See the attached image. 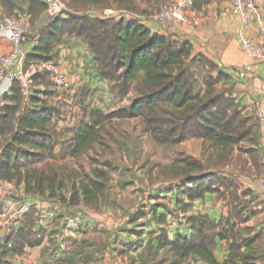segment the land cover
<instances>
[{
    "label": "trees",
    "instance_id": "obj_1",
    "mask_svg": "<svg viewBox=\"0 0 264 264\" xmlns=\"http://www.w3.org/2000/svg\"><path fill=\"white\" fill-rule=\"evenodd\" d=\"M62 1L74 13L89 8L104 10L111 7L138 11L136 0ZM0 7L7 15H27L32 24L44 10L40 2L32 0H0ZM69 37H75L85 45L97 65L100 78L111 83V95L115 99L129 98L130 101L126 107L108 116L92 111L88 113V122L84 116L73 127L64 128L68 129L69 138L66 146H61L58 158L76 157L87 152L97 139L102 118L111 117L141 119L145 132L160 145L173 146L200 139L223 146L252 138L257 143V132L253 131L257 122L254 117H245L240 112L238 103L231 96L233 85L229 76L205 57H193L192 46L188 42L178 41L170 34L160 35L131 21L97 20L72 14L65 19L49 20L39 28L38 43L27 54L25 67L31 63L55 60L54 48ZM192 66L206 75L197 89ZM42 74L48 76L39 73L33 77L36 88L40 85L46 88L47 84L39 80ZM222 81L228 82L226 85L231 84L230 90L216 89ZM11 92V97H6L11 105L0 111V179L6 183L22 184L26 194L44 196V192H48V198L58 196V202L67 207L95 204L106 191V174L85 175L73 181L65 192L56 174L48 175L36 168L49 154H53L56 137L63 129H59V123L69 119L42 100L39 95L45 96L43 90L35 91L29 108H23L22 112L16 83L12 84ZM78 93L84 104L89 91L80 89L73 94L75 100ZM82 112L87 113L83 105ZM254 158L258 161L257 156ZM173 166L176 173L184 178L182 183L191 185L187 192L190 201L202 198L212 190L210 185L218 181L202 175L191 177L190 174L201 173L205 168L191 156L180 155ZM34 213L31 211L26 215L21 226L6 239L0 249V264H5L6 258L23 254L26 248L38 247L42 243L44 231L41 228L35 230ZM234 215L240 222L239 215ZM187 224L188 236L178 234L176 240L168 241L165 230H161L158 236V248L169 255L168 264H183L190 257L206 264H216L213 251L218 240L231 241L223 264H257L253 241L240 237L241 231H235V225L229 221L216 223L198 215L189 217Z\"/></svg>",
    "mask_w": 264,
    "mask_h": 264
},
{
    "label": "crops",
    "instance_id": "obj_2",
    "mask_svg": "<svg viewBox=\"0 0 264 264\" xmlns=\"http://www.w3.org/2000/svg\"><path fill=\"white\" fill-rule=\"evenodd\" d=\"M140 1L142 0H136V4L139 3L140 8L147 9L145 0L142 3ZM254 3L261 14V20L249 28L248 36L264 45V37L258 34L259 29L264 28V0H254ZM43 25L44 23L39 27ZM151 29L155 32L160 30L156 25H151ZM238 29L239 18L229 0H211L187 10L178 23L177 31L170 33L174 39L186 41L192 46L193 57H205L216 65L218 70L228 75L230 80L235 77V73L244 70L248 78L234 84L231 89L232 97L246 102L258 100L264 108L263 65L252 61L240 50ZM7 50L8 43L0 40V54ZM53 54L66 76L69 87L72 88L71 93L76 94L82 88L89 91L86 97L89 109L87 108L86 114L82 113V118L85 116V121L88 122L89 112L99 113L100 106L97 105V99L105 101L107 97L112 98L111 83L100 78L91 54L75 37L65 38L54 48ZM42 88L40 85L37 89L41 91ZM9 105H11L10 101ZM26 107L29 108V104L22 101L21 112ZM241 113L245 117L250 115L253 117L250 109ZM253 131L257 132V143L252 138L223 146L212 145L200 139L173 145L174 149L182 147L179 152L189 155L190 152L184 150L185 144L197 141L200 152L197 160L205 166L202 175L206 171L212 172L220 184L216 181L210 185L212 190L206 192L202 198L190 201L187 192L191 185H184L181 182L184 178L176 173L175 166L172 167L174 162L172 160L170 169L175 176L173 178H179L172 179V184L166 192H152L151 196H146L145 199L148 200L143 209L148 212L147 218L152 215L156 218L149 223L142 217L133 218L137 219V223L127 217L113 221L117 219L111 218L110 209L103 210L105 212L102 213L107 215L103 217L104 220L94 219L85 209L100 205L104 196L95 204L67 207L52 199L33 195L34 197L30 199L49 200L55 209L40 221L39 226L44 231V239L38 247L26 248L23 254L6 258L5 264H154L153 258H157L163 252L166 253L164 249L158 248V236L162 233L161 230H165L168 241L176 240L178 234L188 236L190 231L187 220L198 215L206 216L216 223L227 220L234 224L235 231H241L240 237H247L253 241L252 247L258 256L257 264H264V201L256 193L258 181L264 178V135L262 127L258 124ZM8 188L15 199L16 196L28 198L22 184L8 183ZM116 196L118 197L119 194ZM158 199L165 203L159 202ZM69 208L74 212L72 216L74 222L71 224L65 222L66 214H61ZM150 208L153 211H150ZM234 213L239 215L240 222L235 219ZM54 215H58L64 221L53 220ZM47 217L50 218L48 221ZM230 242V240L216 241L213 251L216 264H223L227 259ZM167 259L169 260V255ZM183 264L206 263L190 257Z\"/></svg>",
    "mask_w": 264,
    "mask_h": 264
},
{
    "label": "rangeland",
    "instance_id": "obj_3",
    "mask_svg": "<svg viewBox=\"0 0 264 264\" xmlns=\"http://www.w3.org/2000/svg\"><path fill=\"white\" fill-rule=\"evenodd\" d=\"M172 1L173 0H145L147 9L140 8L138 6L139 3H137V13L149 14L155 12L161 5L171 3ZM209 1L211 0H193L188 11L191 10L193 6L198 4H206ZM142 2L144 1H140V3ZM16 16L22 17L23 14L16 13ZM177 28L178 25L172 32L175 33ZM38 30L39 29L36 28V32H38ZM192 69L196 76L195 88L197 89V86L202 85L204 80L203 78H206V75L203 74L199 68H196V66H192ZM212 76L214 77L215 73L212 74ZM39 77L40 81L47 84L46 88H42L46 93H44L45 96H39L44 102H46V104L49 105V107H54V105L51 103V98L55 92L52 91L53 87L49 76L42 74ZM226 84H228V82L222 81L221 85L219 87L217 86L218 88L216 87V89L218 91L224 89L229 90L231 87L228 86L231 84ZM98 91L99 90H97V92ZM132 96L133 94H131L130 98H132ZM70 98L72 99L74 109L73 120L69 122L65 121V124L62 125L60 124L61 127H59V129L69 128L77 124L83 119L82 105L88 108L86 104L87 98L85 99L84 104L81 103V97H79V93L78 97H76V100L73 95H71ZM129 101V98H122L119 100L115 99L113 96L112 98L107 97L105 101L98 98L97 105L99 104L100 106L98 110L99 114H102V116H108L112 113H115L120 110V108L126 107L129 104ZM63 129L60 131V134L58 135L59 137H56L53 154H49L46 157L47 159L43 163L38 164L36 168L38 170H43L48 175L56 174V178L58 181L62 182L65 192L71 188L73 181H78V179L85 175L92 176L96 172L106 174L108 176L105 192L106 194L104 193L105 195L100 201V205L90 208L91 210L85 209L89 212V215L100 221L104 216H107L102 213L108 211L106 209H110L109 215L111 218L117 219H112L113 221H118L119 218L123 217L129 218V220L135 223H137V219H133L134 217H142V219L147 221V223L156 220L153 215L150 218H147L148 212L143 209L145 207V203L147 204L148 200L145 199L146 196H151L152 192H166V190L169 189L172 184V179L179 178H173L175 176H173L174 174L170 169L172 160L177 159L180 154L191 157L196 156L193 158L198 159L197 157L200 153L198 151L199 145L197 141H190L185 144L186 147H183L184 150L190 152L189 155H186L185 153L179 152L182 148L180 146L177 148L175 147L174 149V147L171 145L157 144L153 140L152 136L145 132L141 119H118L111 117L105 119L102 118V123L98 128L97 139L87 152L78 157L65 156L63 159H60L58 158V152L60 151L61 146H66L65 144L69 138V134H67L66 131L68 129ZM176 152H178V154ZM202 173L203 172H195L190 174V176L195 177L202 175ZM202 176L211 180L216 179L212 172L210 173L206 171ZM182 180L183 179H181V182ZM56 194L58 195L59 191H57ZM118 194L119 196L117 197L116 195ZM32 195L34 194L30 193L26 196L28 198H33L34 196ZM39 196L48 198V192H44V196ZM56 197L49 199H52L58 203V198ZM152 198L154 197L152 196ZM161 199H158V201L165 203V201ZM152 208H150V211H153ZM117 210L119 212H117ZM61 214H66V217L74 216L72 208L65 209V212H62ZM48 219L50 218L47 217V221ZM53 220H57L59 222L64 221V219L58 217V215H54ZM165 227L169 229V227ZM45 255L43 257H45ZM168 262L169 260L167 259V256L164 252L157 258H153L154 264H168Z\"/></svg>",
    "mask_w": 264,
    "mask_h": 264
},
{
    "label": "built area",
    "instance_id": "obj_4",
    "mask_svg": "<svg viewBox=\"0 0 264 264\" xmlns=\"http://www.w3.org/2000/svg\"><path fill=\"white\" fill-rule=\"evenodd\" d=\"M32 1H38L44 6L42 15L33 24L27 15L22 17L7 15L0 7V40L8 43V50L0 54V111L9 105L6 97H11V86L13 83H16L19 87L21 100L25 104H29L30 98L37 90L33 85V77L43 72L49 76L55 92L51 98V103L69 121L73 120L72 115L74 113L73 102L70 98L73 95L71 93L72 88L69 87L66 76L56 60L31 63L25 69L26 56L29 52H32L38 43L36 28L39 29L40 24H45L55 18L65 19L73 14L97 20L131 21L152 31L154 30L151 29V25H156L160 28L159 31H156L157 33L165 32L160 35H171L170 32L176 28L183 14L193 2V0H173L171 3L161 5L155 12L141 14L114 7L104 10L89 8L82 12L74 13L62 0ZM229 2L239 18L237 37L240 50L252 61L261 63L264 69V45L248 36L249 28L255 22L261 20V14L254 0H229ZM258 34L260 37H264V28H260ZM247 78L248 75L244 70L237 72L235 77L231 78L232 85L234 86V84H238ZM235 102L238 103L240 112L250 109L257 124L262 127V134L264 135V108L260 105V102L258 100L246 102L238 98H235ZM256 193L264 201V178L258 181ZM16 197L17 199L12 195L11 190L8 188V183L0 179V249L11 233L21 226L23 219L31 211H35L34 220L36 224L35 230L37 231L41 228L39 224L43 217L55 210L49 200ZM65 222L71 224L74 219L66 217Z\"/></svg>",
    "mask_w": 264,
    "mask_h": 264
}]
</instances>
